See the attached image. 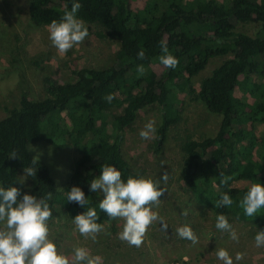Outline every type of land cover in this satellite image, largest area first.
I'll return each instance as SVG.
<instances>
[{
    "label": "trees",
    "instance_id": "obj_1",
    "mask_svg": "<svg viewBox=\"0 0 264 264\" xmlns=\"http://www.w3.org/2000/svg\"><path fill=\"white\" fill-rule=\"evenodd\" d=\"M132 1L79 0L77 17L88 30L94 28L99 37L117 44L113 64L79 69L71 83L45 76V96L40 100L21 92L17 106L0 119V187L15 186L21 195L28 192L45 199L51 210L47 222L73 224L76 214L92 207L97 223H112L114 219L98 208L102 195L89 192L88 182L104 164L116 167L124 180L130 175L151 178L134 172L124 159V131L140 111L157 106L160 120L153 152L159 154L170 129L181 122L179 96L185 94L216 116L218 126L210 135L181 142L179 179L184 191L214 219L223 214L230 225L241 223L255 233L264 228V208L246 217L239 201L251 184H264V136L254 131L264 123V0H146L142 11L133 10ZM72 2L28 0V18L36 26H47L70 10ZM252 22L257 24L253 36L235 30ZM161 41L178 60L174 69L159 63ZM141 49L143 60L137 58ZM217 58L221 61L196 90L192 79ZM138 65H143V74L137 73ZM152 66L162 67L158 75ZM34 142L77 152L64 190L59 191L44 162L33 164L29 145ZM13 152L17 158H10ZM27 167L37 171L24 175ZM240 180L247 186H232ZM72 186L84 191L85 209L67 202L66 191ZM225 192L233 203L220 207L217 201Z\"/></svg>",
    "mask_w": 264,
    "mask_h": 264
},
{
    "label": "rangeland",
    "instance_id": "obj_2",
    "mask_svg": "<svg viewBox=\"0 0 264 264\" xmlns=\"http://www.w3.org/2000/svg\"><path fill=\"white\" fill-rule=\"evenodd\" d=\"M146 0H133L131 8L143 10ZM28 0H0V119L17 106L21 92L30 100L45 96L42 79L47 76L60 84L74 82L75 71L83 68L102 69L113 64L118 46L99 37L91 29L83 42L60 54L48 38L46 26H36L28 18ZM256 22L237 25V31L253 36ZM221 61L212 60L207 68L192 79L198 89L200 80ZM162 67L152 66L158 75ZM237 91L235 95H238ZM181 122L172 127L159 154L153 152L154 133L142 139L139 132L152 121L156 128L160 120L157 106L140 111L132 126L124 131L121 153L130 168L153 178L163 190L160 201L153 211L163 219L152 222L146 229L140 246L129 245L118 238L124 221L115 218L105 223L95 239L85 238L75 230V225L64 220L46 222L48 238L57 246L58 254L73 263V249L84 247L90 256L99 257L98 264H223L215 255V249L224 248L233 257L234 264H264V247H256L255 233L249 232L241 223L231 225L238 236L230 239L228 232L215 228L212 213L197 204L190 193L184 191L179 179L182 160L181 142L186 138L198 139L214 133L218 126L216 116L208 113L194 96L181 94ZM249 102L251 99H248ZM258 136H264V123L254 129ZM30 155L44 162L59 191L66 188L68 178L77 159V152L69 147L54 148L47 143L34 142L29 145ZM166 176V179L162 177ZM23 179V174H21ZM233 187L247 186L246 181H236ZM188 225L196 242L182 239L176 228ZM237 252L243 253L240 261L235 260Z\"/></svg>",
    "mask_w": 264,
    "mask_h": 264
},
{
    "label": "clouds",
    "instance_id": "obj_3",
    "mask_svg": "<svg viewBox=\"0 0 264 264\" xmlns=\"http://www.w3.org/2000/svg\"><path fill=\"white\" fill-rule=\"evenodd\" d=\"M80 8L79 0H73L70 10L64 11L58 21L52 20L46 26L48 38L60 54H66L89 34L84 21L77 17ZM160 49L159 63L165 68L174 69L178 60L170 54L166 42H160ZM144 57L143 49L137 52L138 59L143 60ZM143 72V65H138L137 73ZM106 99L110 103L113 96L109 94ZM154 132V122L149 121L139 135L142 139H148ZM10 158H17L16 153L13 152ZM37 160L39 156L33 158V164ZM34 171L37 170L33 167L24 168V175L31 176ZM88 190L102 195L98 208L109 218L123 219V229L118 233V238L129 245L140 246L147 227L154 221L160 220L161 225L167 227L163 219L152 210L159 203L163 190L151 178L130 175L124 180L116 167L104 164L100 166L99 175L88 182ZM66 197L68 203H75L80 208L85 209L88 205V199L79 186H72L66 191ZM232 203L226 192L217 201L220 207L230 206ZM239 205L246 217H252L264 208V184H251ZM50 216L51 210L45 199L28 192L21 195V190L15 186L0 187V264H69V259L58 254L56 244L48 238L46 222ZM97 219L96 209L87 207L86 211L73 217L72 223L75 230L86 239H95L96 234L103 230V225L97 223ZM215 221L217 230L228 232L233 241L238 240L225 215L218 214ZM176 234L182 239L196 242L188 225L177 227ZM254 241L256 247H264V228H256ZM215 255L223 264H234L233 257L224 248L215 249ZM243 255L237 252L235 260L240 261ZM72 256L73 264H97L99 260V257L90 256L84 247L74 248Z\"/></svg>",
    "mask_w": 264,
    "mask_h": 264
}]
</instances>
